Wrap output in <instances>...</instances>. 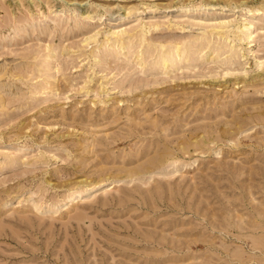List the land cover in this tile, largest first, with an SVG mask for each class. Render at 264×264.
Here are the masks:
<instances>
[{"label": "rangeland", "instance_id": "374dc122", "mask_svg": "<svg viewBox=\"0 0 264 264\" xmlns=\"http://www.w3.org/2000/svg\"><path fill=\"white\" fill-rule=\"evenodd\" d=\"M0 264H264V0H0Z\"/></svg>", "mask_w": 264, "mask_h": 264}]
</instances>
